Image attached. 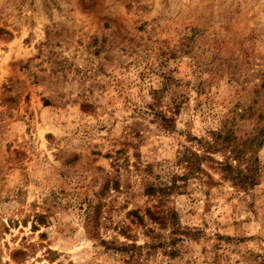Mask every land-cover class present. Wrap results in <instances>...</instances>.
I'll use <instances>...</instances> for the list:
<instances>
[{
    "label": "rangeland",
    "instance_id": "374dc122",
    "mask_svg": "<svg viewBox=\"0 0 264 264\" xmlns=\"http://www.w3.org/2000/svg\"><path fill=\"white\" fill-rule=\"evenodd\" d=\"M0 264H264V0H0Z\"/></svg>",
    "mask_w": 264,
    "mask_h": 264
},
{
    "label": "trees",
    "instance_id": "16d2710c",
    "mask_svg": "<svg viewBox=\"0 0 264 264\" xmlns=\"http://www.w3.org/2000/svg\"><path fill=\"white\" fill-rule=\"evenodd\" d=\"M154 116H156L157 118H159L160 120L164 121L165 125H168V121L170 120L169 117L160 114V112H158L157 110H154ZM229 128H225L224 126V135L222 137L223 140H231V138L233 139L234 137L232 135H230V129ZM223 132V129H220L219 131H217V136H221V134ZM217 143L216 139L213 142H208V145L206 147H210L211 145L215 146ZM236 146L232 145V150L235 149ZM239 151V150H238ZM235 157H238V154H235ZM221 167L225 173L226 176H228L230 179H232L234 184L239 185L240 187H247L249 185L254 184V173L251 171V167L250 165H246L245 169H241L239 166H233L230 163H225L222 164L221 163ZM150 213V212H149ZM150 215L152 216L153 213H150ZM140 248V246H138Z\"/></svg>",
    "mask_w": 264,
    "mask_h": 264
}]
</instances>
